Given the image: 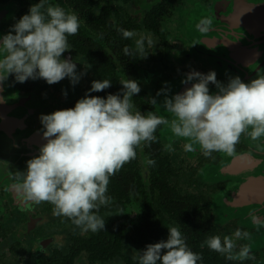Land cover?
Masks as SVG:
<instances>
[{
    "label": "flooded vegetation",
    "instance_id": "1",
    "mask_svg": "<svg viewBox=\"0 0 264 264\" xmlns=\"http://www.w3.org/2000/svg\"><path fill=\"white\" fill-rule=\"evenodd\" d=\"M37 3L0 0V35ZM49 4L78 15L79 31L68 37L71 51L62 58L86 74L75 86L67 78L53 85L43 79L21 84L11 75L0 84V97L7 100L0 103V264H137L133 250L166 240L169 227H178L189 248L202 256L198 264H264V188L242 187L249 177L264 182V140L242 134L234 155L216 152L205 158L198 149L185 151L186 141L168 125L159 126L156 140L142 142L136 158L110 178L111 202L98 212L105 229L96 233H82L67 218L54 216L48 203L22 201L12 188L16 173L26 171V162L46 143L40 115L73 108L93 80L112 81L110 88L92 93L100 97L116 94L122 80H137L136 110L158 116L163 115L149 100L157 102L165 84L169 98L183 93L191 84L182 80L192 70L215 71L217 81L226 85L236 76L226 63L210 57L201 40L261 34L263 41L264 0H48L45 7ZM121 29L133 37L124 38ZM209 89L217 91L211 84ZM169 144L174 151L167 150ZM245 154L254 162L242 158L234 167L239 174L228 173L236 155ZM237 229L249 235L236 241L232 255L247 245L254 260L228 259L202 247L208 237L223 239Z\"/></svg>",
    "mask_w": 264,
    "mask_h": 264
},
{
    "label": "clouds",
    "instance_id": "2",
    "mask_svg": "<svg viewBox=\"0 0 264 264\" xmlns=\"http://www.w3.org/2000/svg\"><path fill=\"white\" fill-rule=\"evenodd\" d=\"M47 2L31 5L7 34L0 35V84L11 75L21 84L43 79L53 85L67 78L75 86L86 74L77 73L76 62L62 58L71 51L68 37L79 31L78 15L58 4L45 7ZM120 31L124 38L134 35ZM136 45L139 52L144 51L141 40ZM182 83L191 87L169 98L165 84L156 93L165 97L162 107L171 115L169 120L136 110L133 97L141 92L137 80L120 81L122 88L106 97L92 93L110 88L112 81L93 80L73 108L40 115V132L46 143L26 162V171L16 173L13 190L24 202L50 204L54 216L67 218L82 233H96L105 229L98 212L111 202L107 195L110 178L136 158V148L142 142L156 140L159 126L168 125L175 137L186 141L185 151L198 149L205 158H214L216 152L234 155L242 134L252 141L264 140V73L257 72L248 83L236 76L224 85L217 81L215 71L203 74L192 70ZM210 84L217 89L215 93L210 92ZM6 102L0 97V103ZM149 102L157 107L155 98ZM166 147L174 151L171 144ZM167 229L166 240L133 250L137 264H198L202 256L189 248L180 229ZM248 235L237 229L223 239L210 236L202 247L228 259L254 260L247 245L240 247L237 256L232 255L236 241Z\"/></svg>",
    "mask_w": 264,
    "mask_h": 264
},
{
    "label": "water",
    "instance_id": "3",
    "mask_svg": "<svg viewBox=\"0 0 264 264\" xmlns=\"http://www.w3.org/2000/svg\"><path fill=\"white\" fill-rule=\"evenodd\" d=\"M213 36L211 38L203 37L201 44L209 51L211 50L210 57H215L221 64L226 63L229 66L231 71L229 74L238 76L240 79H255L257 72L264 73V40H261V34L231 36L232 40L226 36L228 39L224 42L222 36ZM216 44L221 46V52ZM249 156L246 154L236 155L237 159L233 160L230 166L228 165V173H232L234 176L238 175L240 169L235 170L234 168L236 165L239 166L237 161L245 158L254 162ZM245 183L242 187L264 188V182L259 177H249Z\"/></svg>",
    "mask_w": 264,
    "mask_h": 264
},
{
    "label": "rangeland",
    "instance_id": "4",
    "mask_svg": "<svg viewBox=\"0 0 264 264\" xmlns=\"http://www.w3.org/2000/svg\"><path fill=\"white\" fill-rule=\"evenodd\" d=\"M197 22V21H196ZM192 27V25L189 27L190 28V30L192 29L191 28ZM189 34H191V32L189 33ZM195 43V42H194ZM194 43H192V44H188V48L189 49H191L192 50V48L195 46L194 45ZM176 88V87H175ZM164 95H161L160 96V98H159V100L157 101V108L159 109V114H161V115H163V116H165V117H171V115L169 114V113H167L164 109H163V107H162V104H163V100H164Z\"/></svg>",
    "mask_w": 264,
    "mask_h": 264
}]
</instances>
